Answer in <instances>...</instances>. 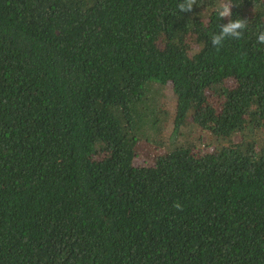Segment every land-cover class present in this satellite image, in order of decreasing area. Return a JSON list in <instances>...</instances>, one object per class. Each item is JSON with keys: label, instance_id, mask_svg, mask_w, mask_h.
I'll return each instance as SVG.
<instances>
[{"label": "trees", "instance_id": "obj_1", "mask_svg": "<svg viewBox=\"0 0 264 264\" xmlns=\"http://www.w3.org/2000/svg\"><path fill=\"white\" fill-rule=\"evenodd\" d=\"M182 2L0 0V264H264V0Z\"/></svg>", "mask_w": 264, "mask_h": 264}, {"label": "clouds", "instance_id": "obj_2", "mask_svg": "<svg viewBox=\"0 0 264 264\" xmlns=\"http://www.w3.org/2000/svg\"><path fill=\"white\" fill-rule=\"evenodd\" d=\"M197 4V0H184L182 3H178L177 7L180 12H190L193 10L194 5ZM233 4L230 0H218L216 7L214 8L215 14L220 20L230 18L232 16ZM248 27V22L243 19H236L232 21L229 19V23L219 26V32L211 35V42L214 47L219 50L223 47V44L228 39L239 40L243 38L244 32ZM257 43L264 45V31H258ZM177 210H182V206L179 202L174 204Z\"/></svg>", "mask_w": 264, "mask_h": 264}, {"label": "rangeland", "instance_id": "obj_3", "mask_svg": "<svg viewBox=\"0 0 264 264\" xmlns=\"http://www.w3.org/2000/svg\"><path fill=\"white\" fill-rule=\"evenodd\" d=\"M167 94L170 95L169 91H167ZM147 150H148V148H147V146H146V147H143V148L141 149L140 152L145 153ZM149 163H150V162H145V161H144V158H143L142 156H139V155H138V157L136 158V162H135L136 165H140V164H149Z\"/></svg>", "mask_w": 264, "mask_h": 264}]
</instances>
